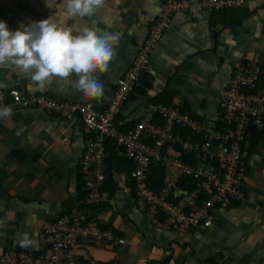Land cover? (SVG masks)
<instances>
[{"label": "crops", "instance_id": "0c3cea01", "mask_svg": "<svg viewBox=\"0 0 264 264\" xmlns=\"http://www.w3.org/2000/svg\"><path fill=\"white\" fill-rule=\"evenodd\" d=\"M188 0L174 14L170 26L152 52L147 76L151 89L137 95L120 116L128 124L139 121L155 105L171 99L198 119L213 122L221 111L220 91L227 87L239 63L258 65L264 71V0H243L240 25L213 21L202 4ZM60 0H0V20L11 30L55 16ZM163 0H105L92 17L69 20L78 33L88 26L120 36L108 70L99 75L104 84L100 98L84 97L72 87L75 77L53 79L43 89L31 84L14 66H0V100L12 87L30 94L87 102L106 107L118 79L129 68L150 27L160 15ZM57 12V16H58ZM218 31L217 38L213 34ZM167 94V98L162 96ZM87 131L80 117L64 119L42 109L13 110L0 118V251L18 250L27 234L37 248L44 221L72 213L82 198L80 161ZM251 149L244 177L245 202L217 211L213 225L202 231L179 234L137 209L121 189L104 202L97 216L125 239L117 248L81 243L75 253L93 264H264V149ZM125 173H117L116 179ZM127 176V175H126ZM115 249H119L117 252Z\"/></svg>", "mask_w": 264, "mask_h": 264}, {"label": "built area", "instance_id": "2783aa9c", "mask_svg": "<svg viewBox=\"0 0 264 264\" xmlns=\"http://www.w3.org/2000/svg\"><path fill=\"white\" fill-rule=\"evenodd\" d=\"M242 3L243 0L202 2L209 13ZM187 4L188 0H163L159 17L118 79L117 91L106 107L30 94L21 87H12L3 94L0 107L9 106L12 111L42 108L64 119L80 117L87 137L80 161L84 195L77 207L72 213L42 223L37 248L0 251V264H93L75 253L81 243L108 248L125 244V239L106 227L94 209L110 197L104 190L108 141L121 149L133 165L129 177L117 179L118 189L165 229L184 234L209 228L217 211L244 200L242 189L253 135L264 131V88H258L262 73L258 65L241 62L234 68L227 87L220 91L221 111L213 122L195 119L179 107L160 104L150 107L132 128L121 130L124 104L134 98L150 66L152 52L174 14L186 9ZM181 129H191L198 140L182 139ZM178 148L187 156L196 155L185 160L180 158ZM158 179H162L159 186Z\"/></svg>", "mask_w": 264, "mask_h": 264}, {"label": "clouds", "instance_id": "9594fccd", "mask_svg": "<svg viewBox=\"0 0 264 264\" xmlns=\"http://www.w3.org/2000/svg\"><path fill=\"white\" fill-rule=\"evenodd\" d=\"M49 2L46 0L48 6ZM104 4L105 0H60L55 16L14 31L0 20V66H14L39 89L53 79L64 81L75 77L72 87L84 97H102L104 84L99 75L108 70L120 36L88 26L74 33L67 22L90 18ZM12 114L11 107H0V118H10ZM18 243L26 248L32 241L25 234Z\"/></svg>", "mask_w": 264, "mask_h": 264}, {"label": "trees", "instance_id": "16d2710c", "mask_svg": "<svg viewBox=\"0 0 264 264\" xmlns=\"http://www.w3.org/2000/svg\"><path fill=\"white\" fill-rule=\"evenodd\" d=\"M249 13H243L242 15H240V10L237 9H229L226 7L220 8L218 10H214L210 13L211 18L213 21H220L222 22L223 26H227V25H240L242 23V21L247 17ZM156 21V20H155ZM154 21V22H155ZM153 22V23H154ZM218 35V31L215 32L213 34L214 38H217ZM258 88H264V71L262 70V73L260 74L259 77V81H258ZM151 89V86L149 84V79L147 76V73H145L142 78L140 83L138 84V87L135 90L134 93V97L137 95L138 97H145V95L147 94V92ZM115 90L117 91V87L115 88ZM162 96H164L165 98H167V94L164 93ZM129 104L125 103L124 104V108ZM153 106L155 104L152 103ZM164 106H172L171 105V99H169L168 101H166L164 103ZM180 111L182 113H188L191 117L196 118L195 116L191 115L190 112L187 110V108L185 107H179ZM122 119V118H121ZM120 119V120H121ZM202 120V119H201ZM123 121V120H121ZM124 122V121H123ZM138 121H136L135 123H137ZM135 123L133 124H128L126 122L123 123V125L121 126V130L123 131H127L128 129L132 128ZM180 137L184 140L186 139H190L191 141H196L198 140V136L195 135V133L191 130V129H181L180 130ZM261 142L264 145V131L262 132H258V133H254L253 135V145L252 147L258 143ZM264 149V146H263ZM178 151L180 152V158H184L186 160L187 157H195V153H190L189 156H187V152L186 151H182L180 148H178ZM107 154H108V158L106 161L107 164V175H108V179L107 182L105 184L104 190L107 191L109 193V200H112L115 195L118 192V184H117V179L115 177V175L117 173H125L128 177L129 174L132 170V163L126 158L125 154L123 153V151L121 149H118L112 141H108L107 143ZM157 176L159 177V172H157ZM162 176H164V172H162ZM158 186L160 184H162V179H158ZM244 183V182H243ZM84 182L82 179V176L80 175V186L81 188L83 187ZM243 193H244V200L243 201H239L237 203L233 202V204L231 205L230 208L228 209H233L236 207L241 206L245 200H246V194H245V189L243 187L242 189ZM95 211H98V208H94ZM208 264H217L214 260H209Z\"/></svg>", "mask_w": 264, "mask_h": 264}, {"label": "rangeland", "instance_id": "374dc122", "mask_svg": "<svg viewBox=\"0 0 264 264\" xmlns=\"http://www.w3.org/2000/svg\"><path fill=\"white\" fill-rule=\"evenodd\" d=\"M205 228H201V229H198L197 231H202V230H204ZM116 250V252L119 250V249H115Z\"/></svg>", "mask_w": 264, "mask_h": 264}]
</instances>
